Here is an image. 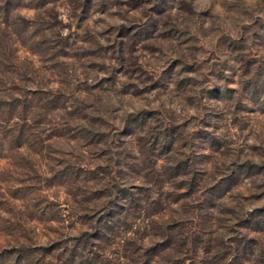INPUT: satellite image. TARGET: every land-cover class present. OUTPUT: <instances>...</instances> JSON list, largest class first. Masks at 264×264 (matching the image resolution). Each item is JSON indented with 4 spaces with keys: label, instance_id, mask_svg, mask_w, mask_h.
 I'll list each match as a JSON object with an SVG mask.
<instances>
[{
    "label": "rangeland",
    "instance_id": "1",
    "mask_svg": "<svg viewBox=\"0 0 264 264\" xmlns=\"http://www.w3.org/2000/svg\"><path fill=\"white\" fill-rule=\"evenodd\" d=\"M5 124L0 264H264V0H0Z\"/></svg>",
    "mask_w": 264,
    "mask_h": 264
},
{
    "label": "trees",
    "instance_id": "2",
    "mask_svg": "<svg viewBox=\"0 0 264 264\" xmlns=\"http://www.w3.org/2000/svg\"><path fill=\"white\" fill-rule=\"evenodd\" d=\"M24 125H21L20 127H23ZM11 130V125L9 124H5L3 126H0V132H3V133H9ZM21 131V128L19 129ZM2 133V134H3ZM20 133V132H19ZM21 134V133H20ZM261 256H264V254H262Z\"/></svg>",
    "mask_w": 264,
    "mask_h": 264
}]
</instances>
